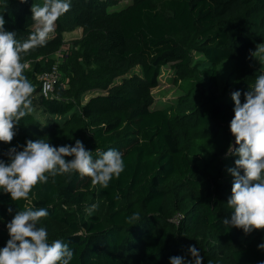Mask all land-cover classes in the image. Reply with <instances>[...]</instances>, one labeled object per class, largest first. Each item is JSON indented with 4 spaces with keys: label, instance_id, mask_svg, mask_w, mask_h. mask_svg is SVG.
<instances>
[{
    "label": "trees",
    "instance_id": "16d2710c",
    "mask_svg": "<svg viewBox=\"0 0 264 264\" xmlns=\"http://www.w3.org/2000/svg\"><path fill=\"white\" fill-rule=\"evenodd\" d=\"M68 2L70 10L46 44L22 55L24 75L35 88L32 107L48 114L45 123L23 117L11 143L0 142V159L7 161L8 150L21 151L28 140L54 147L80 140L93 159L109 149L122 153L124 171L107 188L73 172L49 175L27 199L12 201L0 190V248L17 211L45 208L49 215L38 226L47 230L49 243L60 239L73 250L70 264H170L173 256L191 260V245L200 250L202 264H261L264 230L245 234L222 223L233 210L227 203L233 181L225 179L223 163L234 168L238 157L227 155L235 145L234 102L218 91L217 64L235 60L228 91H240L243 103V94L264 74L250 56L264 43V0H130L115 9L116 0ZM43 3L0 0L5 30L27 40L35 30L32 4ZM76 28L82 32L73 42L79 48L60 53L61 78L45 95L39 75L51 69L48 56L60 49L64 32ZM192 51L208 66L191 65ZM167 63L175 68L181 94L174 104L155 106L151 89ZM90 88L101 92L81 104ZM92 204L98 208L89 216ZM178 211L177 224L172 217ZM134 213L140 218L129 223Z\"/></svg>",
    "mask_w": 264,
    "mask_h": 264
},
{
    "label": "clouds",
    "instance_id": "9594fccd",
    "mask_svg": "<svg viewBox=\"0 0 264 264\" xmlns=\"http://www.w3.org/2000/svg\"><path fill=\"white\" fill-rule=\"evenodd\" d=\"M70 7L68 0H44L43 6L32 4L35 30L23 42L16 39L15 32L5 30L6 22L0 16V142L11 143L19 122L32 111L31 96L35 88L24 75L27 65L22 62V55L45 45L56 21ZM250 56L264 60V43L257 44ZM243 95L241 103V92L232 93L234 117L230 131L235 145L229 146L227 155L238 158L235 167L228 169L234 179L227 203L234 211L222 223L250 234L264 230V74ZM22 148L21 151L10 148L6 153L8 160L0 159V190L10 194L12 201L27 199L37 184L47 183L49 175L75 172L91 178L93 185L107 188L113 177L124 171L122 153L109 149L93 159L92 152L80 140L74 146L59 147L42 139L28 140ZM97 208L98 204H92L86 212L91 216ZM8 211L11 213L12 209ZM48 215L45 208L16 212L6 225L9 239L0 248V264H70L73 250L60 239L49 243L47 230L38 226L41 218ZM139 218V213H134L127 221L134 224ZM258 248L264 249V243ZM188 252L191 260L173 256L170 264H202L203 257L195 245Z\"/></svg>",
    "mask_w": 264,
    "mask_h": 264
},
{
    "label": "rangeland",
    "instance_id": "374dc122",
    "mask_svg": "<svg viewBox=\"0 0 264 264\" xmlns=\"http://www.w3.org/2000/svg\"><path fill=\"white\" fill-rule=\"evenodd\" d=\"M130 0H116L115 4L113 5V8H122L126 6ZM55 31L49 34H54ZM82 36L81 29L76 28L67 32H64L63 38L64 43L60 47V49L53 54L49 55L48 58L51 60H58L61 61L62 57L60 56V53L69 51L71 49H78L79 45L75 46L73 42L75 40H79ZM260 44V43H259ZM256 48V47H255ZM47 59V58H46ZM45 60V59H44ZM252 65L253 67L257 69L264 68V60H260L259 58H252ZM197 64V69H203L206 66H208V63L205 61V58L203 55L199 52L192 51L191 52V65ZM235 60L234 59H225L222 60L220 63L217 64V88L218 91L225 94V99H227L228 102H234L232 100V93L228 91V88L233 85L234 77H235ZM132 71H139L138 67L133 68L129 70L124 76H129ZM58 81L59 78H61V74H58ZM121 80V77L118 76L114 79V81L119 82ZM177 75L175 72V68L172 66V63H167L163 65L160 69L159 75H158V85L151 89V95L153 98L152 104L155 106H169L170 104H174L176 98L181 94V90L178 86L177 82ZM57 81V83H58ZM101 89L98 88H90L87 89L80 97V103H84L88 97H90L93 94H96ZM77 105V104H76ZM78 106V105H77ZM78 107H74L73 110H77ZM48 116L45 112H43L40 109H36L32 107V111L26 115L28 119L31 117L34 118L40 125L43 127L45 123V119ZM56 118V117H54ZM33 119V120H34ZM59 119V118H56ZM197 160L199 162V165H203L206 163V157L203 156L202 151L199 150L196 153ZM224 166V177L225 179H229L230 181H233V176L228 171L229 168H233L232 165H230L227 162L223 163ZM207 167V166H206ZM234 210H229L227 213V216L230 217ZM182 217V211H178L174 214L172 217V220L178 224L179 219ZM54 226L56 229H60L63 227L59 223H54ZM49 237V234H48Z\"/></svg>",
    "mask_w": 264,
    "mask_h": 264
},
{
    "label": "built area",
    "instance_id": "2783aa9c",
    "mask_svg": "<svg viewBox=\"0 0 264 264\" xmlns=\"http://www.w3.org/2000/svg\"><path fill=\"white\" fill-rule=\"evenodd\" d=\"M61 56V55H60ZM58 60H55L51 69L43 72L39 75L41 80V89L45 95H51L53 93L54 87L58 81Z\"/></svg>",
    "mask_w": 264,
    "mask_h": 264
}]
</instances>
